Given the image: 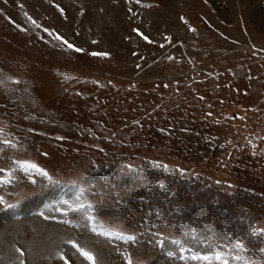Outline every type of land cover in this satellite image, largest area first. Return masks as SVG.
<instances>
[{
    "label": "rangeland",
    "instance_id": "1",
    "mask_svg": "<svg viewBox=\"0 0 264 264\" xmlns=\"http://www.w3.org/2000/svg\"><path fill=\"white\" fill-rule=\"evenodd\" d=\"M0 169V264H264V0H0Z\"/></svg>",
    "mask_w": 264,
    "mask_h": 264
},
{
    "label": "snow or ice",
    "instance_id": "2",
    "mask_svg": "<svg viewBox=\"0 0 264 264\" xmlns=\"http://www.w3.org/2000/svg\"><path fill=\"white\" fill-rule=\"evenodd\" d=\"M137 3H139V0H137ZM57 7H59V6H57ZM60 11H61V14H63V9H60ZM33 23H35V21H33ZM45 31H48V30L45 29ZM133 31H136L138 35H143V34L139 33L137 29H133ZM55 38L57 40H61L65 44H67V47L69 49H73L74 51H77V52L83 51V49L74 48V46L72 44L68 43L66 40H63V38L61 36H59V35H57ZM143 38L145 40H148L147 36H143ZM92 55L106 56L107 53H103V52H101V53H92ZM3 143L8 144L9 142L8 141H3ZM14 163L17 164L19 166V168L25 173L35 172L36 174L47 178L49 181L52 180V177L49 175L48 171L45 170V168L41 167L36 162H33L31 160H21V161H14ZM3 171H4V169H0V172H3ZM73 183H75V182H73ZM79 200H80V197L77 196L76 201L74 203H69L67 201H64L63 203L67 204L68 207L73 209V210L84 209L85 207L87 209H92L93 208L92 204L85 205L83 203H80ZM4 203H5V201H4L3 197H0V204H4ZM59 210L60 209H57V211H59ZM88 220L92 221V220H94V217L89 215L88 216ZM64 223H71V221L65 220ZM257 231L264 232V229H257ZM103 235H105V236H116L118 239H123L125 241L135 242V240H136V236L135 235L126 234V233H124L122 231L107 230V231L103 232ZM68 243H71L73 248H75L79 252V254L85 260H87L89 262V264H97L96 258H95L94 254L91 251H89V250L85 249L84 247L80 246L75 241H68ZM174 243H179V241H174ZM235 247L236 248H241L242 245L239 242H237ZM181 250L183 251V249H181ZM15 251L20 253V256L23 257V252L21 251L20 248H16ZM214 258H215V260L217 262H219V264H229L228 259L225 258V253L222 252V251H216L214 253ZM61 259H64V257L61 256ZM181 259H183V257H181ZM192 259L193 260H201L202 259V260L208 261L210 259V257L207 256V255L199 256V255L193 254ZM234 259H241V258L240 257H234ZM126 260H127V264H133L132 259L129 256H127V255H126ZM20 264H24L23 259H20ZM65 264H68L67 260H65ZM244 264H248V261H245Z\"/></svg>",
    "mask_w": 264,
    "mask_h": 264
},
{
    "label": "bare ground",
    "instance_id": "3",
    "mask_svg": "<svg viewBox=\"0 0 264 264\" xmlns=\"http://www.w3.org/2000/svg\"><path fill=\"white\" fill-rule=\"evenodd\" d=\"M111 1V0H110ZM116 1V0H115ZM237 5V4H236ZM117 7L118 6H116V9H117ZM115 14H114V18H116V20H118V18H119V12L117 13V12H114ZM107 17V16H106ZM112 18V17H111ZM110 20V19H109ZM121 23V22H120ZM115 26V25H114ZM114 26H112V27H114ZM119 26H121V25H119ZM124 36V35H123ZM111 38V37H110Z\"/></svg>",
    "mask_w": 264,
    "mask_h": 264
}]
</instances>
